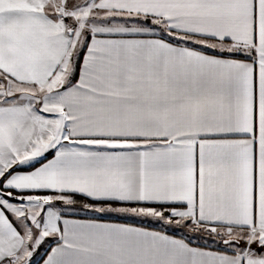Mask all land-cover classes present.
<instances>
[{"label": "snow or ice", "instance_id": "6c2138e0", "mask_svg": "<svg viewBox=\"0 0 264 264\" xmlns=\"http://www.w3.org/2000/svg\"><path fill=\"white\" fill-rule=\"evenodd\" d=\"M0 264H264V0H0Z\"/></svg>", "mask_w": 264, "mask_h": 264}]
</instances>
